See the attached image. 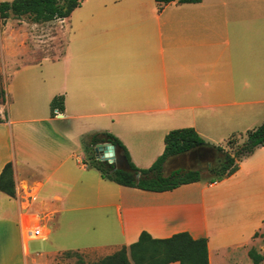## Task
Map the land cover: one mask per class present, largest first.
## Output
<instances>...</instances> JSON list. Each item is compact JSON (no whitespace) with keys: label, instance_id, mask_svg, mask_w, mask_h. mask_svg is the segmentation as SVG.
Instances as JSON below:
<instances>
[{"label":"crops","instance_id":"crops-1","mask_svg":"<svg viewBox=\"0 0 264 264\" xmlns=\"http://www.w3.org/2000/svg\"><path fill=\"white\" fill-rule=\"evenodd\" d=\"M79 1L64 19H17L14 28L8 18L0 33V174L11 163L16 189L15 198L0 192L4 242L21 235L24 223L38 222L46 239L72 228V248L34 250L36 259L24 236V263L42 264L59 251L111 255L143 231L154 239L187 232L207 240L209 264H252L250 250L264 264V146L221 182L201 176L156 193L102 179L87 166L82 143L109 133L137 168L147 169L170 131L191 128L202 148L215 151L259 128L264 0L162 7L155 0ZM55 97L63 98V110L52 115ZM191 152L170 158L166 169L189 167ZM196 161L193 171L204 164ZM30 212L37 216L29 219ZM9 254L0 253V264H13Z\"/></svg>","mask_w":264,"mask_h":264},{"label":"trees","instance_id":"trees-1","mask_svg":"<svg viewBox=\"0 0 264 264\" xmlns=\"http://www.w3.org/2000/svg\"><path fill=\"white\" fill-rule=\"evenodd\" d=\"M159 7L172 2L179 4H196L201 0H155ZM80 6L79 0H13L0 3V20L4 23L8 18H26L31 23H43L68 17ZM5 101V92L0 80V104ZM50 108L52 115L56 110H63V98L55 97ZM247 141L240 151L232 157L224 153L221 147H212L220 156L221 162L210 167L207 172L212 175L211 183L228 178L235 174L239 162L250 156L258 147L264 146V123L253 131H248ZM90 145L83 148L86 164L100 173L102 179L117 185L135 188L147 192H168L182 185L196 183L201 180L199 171L186 173H166L167 161L177 155L206 146L205 142L191 128L173 130L164 138V151L147 169L137 168L130 160L128 152L120 141L109 133H95L90 137ZM85 143V142H84ZM99 144H111L116 154L122 155L130 171L115 169L96 157L92 149ZM230 156V157H229ZM0 192L11 198L16 197L12 164L7 163L0 174ZM252 264H259L261 257L253 250L249 251ZM209 264L207 240L194 239L187 232H181L165 239H154L147 232H141L138 240L129 247H123L113 254L99 260L96 264Z\"/></svg>","mask_w":264,"mask_h":264},{"label":"rangeland","instance_id":"rangeland-1","mask_svg":"<svg viewBox=\"0 0 264 264\" xmlns=\"http://www.w3.org/2000/svg\"><path fill=\"white\" fill-rule=\"evenodd\" d=\"M11 20H13V23H11V20L9 22V24H11L14 28L16 27V25L14 24V21H16L17 19H14L13 17L10 18ZM19 20L22 21H26L28 23L31 24V22H29L26 18H21ZM7 21L5 22V24L2 23V21L0 20V33L3 32L4 28L7 26ZM29 43H32L31 41ZM28 46V45H26ZM25 56H28V52L30 53L31 48H25ZM247 135L242 134V135H236L230 139H228V141L225 144H221L220 147L224 150V153H227L229 155H235L237 154L240 149L242 148V146L244 145V143L247 141ZM85 142V143H84ZM84 147L85 145H90V140L88 138L84 139V141H82ZM99 145H103V144H99ZM97 147V146H96ZM92 148L95 150V148ZM224 153L221 155L223 156ZM119 156H121L120 154H117ZM116 166H119L118 163L115 164ZM200 175L203 178H206L207 181L208 179H211L212 175H210L206 169L200 168L199 169ZM226 179V178H225ZM224 180V179H222ZM217 181V182H221ZM24 208L27 207V205L23 206ZM37 216L36 213L30 212L29 213V219H31L32 217ZM26 225V224H24ZM60 234L58 236H55V233H51L49 235V238H42V239H35V240H31L28 241V249H29V254L30 256H32V258L36 259L37 255L34 256V250H42V251H48L50 253L56 251V250H66V249H70L72 248V244H71V235L73 232V229L67 226H64L61 228L60 230ZM46 234H48L46 232ZM21 235H22V228H21ZM21 235L18 234V236L12 235V243H6L5 241V237L0 236V253L2 255V253H10L9 255L12 254L13 257V264H39L36 261H32L29 260L24 263V252H23V241L22 239H24V235L21 238ZM14 237V239H13ZM46 239V240H45ZM26 240V238H25ZM73 240V239H72ZM32 254V255H31ZM108 251L107 250H98L97 252H88V253H79L75 250H70V251H59L57 253H53L52 255H47L46 259L42 258L41 262L42 264H96L99 260H101L102 258L109 256ZM39 260V259H38Z\"/></svg>","mask_w":264,"mask_h":264},{"label":"water","instance_id":"water-1","mask_svg":"<svg viewBox=\"0 0 264 264\" xmlns=\"http://www.w3.org/2000/svg\"><path fill=\"white\" fill-rule=\"evenodd\" d=\"M95 153L98 159L106 162L109 165H114L115 169L130 171L126 159L123 156L117 155L115 148L111 144L97 145L95 148ZM199 153L201 154L198 156ZM191 155L193 156V164L191 165L192 169L196 167L197 159H199L201 163H207L212 162L216 158L215 151L205 150L202 147L192 151ZM116 163H118L119 166H116Z\"/></svg>","mask_w":264,"mask_h":264},{"label":"built area","instance_id":"built-area-1","mask_svg":"<svg viewBox=\"0 0 264 264\" xmlns=\"http://www.w3.org/2000/svg\"><path fill=\"white\" fill-rule=\"evenodd\" d=\"M0 119L5 120V115L3 114V112H0ZM24 224L22 225V236L24 235L26 237V241L47 237L44 227L41 226L38 222H29Z\"/></svg>","mask_w":264,"mask_h":264},{"label":"flooded vegetation","instance_id":"flooded-vegetation-1","mask_svg":"<svg viewBox=\"0 0 264 264\" xmlns=\"http://www.w3.org/2000/svg\"><path fill=\"white\" fill-rule=\"evenodd\" d=\"M200 154H201V153H199L198 156H199ZM178 157H179V158H184L185 156H184V154H183V155H179ZM192 158H193L192 155H191V156H187L188 161H191V164L188 165L189 167H187V166H181L180 169H178V170H172V171L169 170V169H166V173H167V174H171V173H173V172L186 173V172L193 171L192 168H191V165H192ZM197 158H198V157H197ZM173 162H175V160H173V161L170 163L171 168L174 166V165H172ZM220 162H221L220 158H216L215 160H213V161L210 162V163H204V164H201V165L199 166V168H203V169L208 170L210 167H214L216 164H218V163H220ZM189 163H190V162H189Z\"/></svg>","mask_w":264,"mask_h":264}]
</instances>
